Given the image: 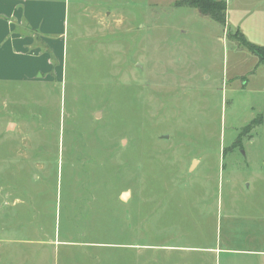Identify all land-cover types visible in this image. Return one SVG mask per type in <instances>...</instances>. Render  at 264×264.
I'll return each mask as SVG.
<instances>
[{"label": "rangeland", "instance_id": "rangeland-1", "mask_svg": "<svg viewBox=\"0 0 264 264\" xmlns=\"http://www.w3.org/2000/svg\"><path fill=\"white\" fill-rule=\"evenodd\" d=\"M179 1L19 0L60 48L0 81V264H264V0Z\"/></svg>", "mask_w": 264, "mask_h": 264}, {"label": "crops", "instance_id": "crops-1", "mask_svg": "<svg viewBox=\"0 0 264 264\" xmlns=\"http://www.w3.org/2000/svg\"><path fill=\"white\" fill-rule=\"evenodd\" d=\"M19 4V0H10L6 5H0V16L7 20L6 26L0 24L3 35L0 42L4 43L2 48H6L2 49V55H0V81L2 82L34 81L41 70L45 73L49 71V67H53L52 59L48 61L47 58L46 68H40L39 60L33 59L34 56L41 53V48L38 47L40 40H45L43 42L46 49H50L52 55L56 49L60 48L59 45L56 46L47 38L51 28L49 24L41 23L39 19V15L43 14L44 10L53 7L54 4L30 2L25 5L24 11L20 9ZM37 14L38 16H36ZM21 28L35 35H24L23 31H20ZM60 30L61 28L58 34L61 33ZM47 41L52 43V47L46 44ZM43 56L45 57L47 54H42L41 57ZM121 202L125 203L122 200Z\"/></svg>", "mask_w": 264, "mask_h": 264}, {"label": "trees", "instance_id": "trees-1", "mask_svg": "<svg viewBox=\"0 0 264 264\" xmlns=\"http://www.w3.org/2000/svg\"><path fill=\"white\" fill-rule=\"evenodd\" d=\"M178 7H186L196 9L200 15L207 17L221 26L227 25V10L228 5L226 1L222 0H181L177 2ZM242 43L256 55L261 63H264V47L251 44L246 41L243 35Z\"/></svg>", "mask_w": 264, "mask_h": 264}, {"label": "water", "instance_id": "water-1", "mask_svg": "<svg viewBox=\"0 0 264 264\" xmlns=\"http://www.w3.org/2000/svg\"><path fill=\"white\" fill-rule=\"evenodd\" d=\"M129 195H130V192L123 193L122 196H121V200L122 201H126L128 199V197H129Z\"/></svg>", "mask_w": 264, "mask_h": 264}]
</instances>
